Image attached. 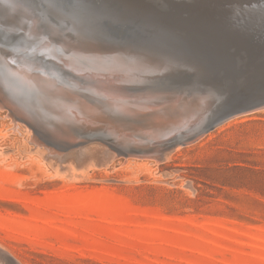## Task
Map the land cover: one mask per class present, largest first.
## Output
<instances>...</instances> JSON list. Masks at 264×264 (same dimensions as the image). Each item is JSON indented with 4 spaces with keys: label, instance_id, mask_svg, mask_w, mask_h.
Returning a JSON list of instances; mask_svg holds the SVG:
<instances>
[{
    "label": "rangeland",
    "instance_id": "rangeland-1",
    "mask_svg": "<svg viewBox=\"0 0 264 264\" xmlns=\"http://www.w3.org/2000/svg\"><path fill=\"white\" fill-rule=\"evenodd\" d=\"M102 1L127 11L120 33L205 43H244L256 11L254 0ZM237 68L227 76L244 89L264 84L262 70ZM10 108L0 102V264H264V108L155 158L98 135L54 141Z\"/></svg>",
    "mask_w": 264,
    "mask_h": 264
},
{
    "label": "bare ground",
    "instance_id": "bare-ground-1",
    "mask_svg": "<svg viewBox=\"0 0 264 264\" xmlns=\"http://www.w3.org/2000/svg\"><path fill=\"white\" fill-rule=\"evenodd\" d=\"M199 1L203 2L204 0ZM206 1L210 0H205V4L199 2L200 6L197 4V7L208 5L209 10L210 6ZM181 3L182 1L177 4ZM218 3L220 6L225 2ZM13 4H10L12 5L10 14L17 15L15 18L20 19L21 26L18 32H23L28 40H40L39 37L43 36L38 35V31L34 26L39 20L33 21L34 17L29 12L24 9L21 10V7L19 8ZM182 5L184 7L183 3ZM206 6L205 9L203 8L204 10H207ZM212 9L210 7V10ZM83 10L88 12V8ZM96 10L99 9L96 7ZM197 11L195 12L198 15ZM191 12L193 11L191 10ZM203 12V15L206 14V12ZM213 13L217 18L218 13ZM211 14L209 11L208 15ZM55 15L59 14L55 13ZM101 16L98 17L99 23L104 17H112L113 22H121L122 20L121 17L111 13L108 14L106 11ZM200 16L201 18H199L204 20V16L207 15ZM207 19L204 21H207ZM1 22L0 29L2 28ZM160 36L162 34L158 33L154 38L149 36L144 37V39L163 41L164 39H161ZM48 39H41L40 41L44 43L42 42L39 45L35 43V49L44 53L53 62H60L63 67H67L66 72L69 76L71 73H76L81 75V78H76L79 80L75 78L65 80L55 70V73L36 72L33 70L32 64L27 63V59L17 56L15 51H2L0 52V102L8 105L9 108L11 107L10 109L18 117L24 119L29 125L34 126L54 141L58 140L59 136H61L59 139H64L63 142H66L65 139L76 140L79 137H88L87 140H89L96 135H111L110 137L114 138L118 145H113L110 142L107 144L113 146L112 149L116 148L115 152L119 151L122 154L127 152L125 155L137 158L161 157L163 150L169 151L173 147L171 143L174 140H180L181 137H186L195 132L211 112V108L206 106V100H203V106L196 103L185 105L184 101L179 99V95L178 97L168 93L165 95L159 90L147 91L145 94L139 93L140 91H128L131 87L137 88L135 86L149 83L147 81V79L150 80L147 77V74H150L149 63L140 61L144 57H129V54L123 55L112 49L97 48L96 46H90L89 48L68 47L57 44L51 38ZM185 66L182 65L181 68ZM153 67L156 68L151 71L152 74L162 75L165 73L163 77H156V79L169 80L176 77L172 70H177L178 67L172 69L160 63L158 65L154 63ZM190 69L192 70V68ZM195 77H199V75L196 73ZM171 96L174 98L169 99L168 97ZM213 97L210 101L212 107L222 99L221 96ZM33 117H36L38 121L36 122ZM139 120L144 121V123ZM172 135H176L175 138L169 139ZM81 142L83 143V140Z\"/></svg>",
    "mask_w": 264,
    "mask_h": 264
},
{
    "label": "water",
    "instance_id": "water-1",
    "mask_svg": "<svg viewBox=\"0 0 264 264\" xmlns=\"http://www.w3.org/2000/svg\"><path fill=\"white\" fill-rule=\"evenodd\" d=\"M0 1V21H2L0 52L15 51L17 56L27 59V63L32 64V68L36 72L55 73L58 71L60 77L65 80L81 78V75L76 73H71L69 76L66 72L67 67H63L60 62H53L44 53L35 49V43L39 45L43 42L40 41L41 39L49 40L48 38H51L57 44L68 47L89 48L96 46L97 48L112 49L123 55L129 54V57H144L140 61L149 63L150 74H147V77L150 80L146 78L149 83L135 86L137 88L131 87L128 91H140L139 93L145 94L147 91L159 90L165 95L167 93L177 97L179 95V99L184 101L185 105L196 103L203 106L202 102L206 100V106L211 108L208 118L195 132L181 137L180 140H174L171 146L188 145L229 119L264 107V84L244 89L242 83L240 84L239 81H234L227 76L230 71L238 69L237 67L242 64L255 66L257 70L260 69L264 72V57H260L264 47V0H254L256 11L248 33L249 37L244 43L237 44L205 43L181 39L166 29L161 31L162 36L160 37L164 39L163 41H152L144 39V37H136L131 33H120L115 30L118 22H111L112 17H104L99 23V16L105 14L106 11L108 14L122 17L123 14H127V11L122 6H115L114 8L120 10L118 13H113V9L109 8L108 4L102 0L97 5L102 7L99 10H96L93 5V2L97 0H86L88 3L86 1L73 3V0H70V4L63 0ZM9 3H14L15 6L21 7V10L29 12L34 17L33 21L39 20L34 26L38 35L43 36L39 37L40 40H28L23 32H18L21 26L20 19L15 18L17 15L10 14L12 5ZM85 8H88V12L83 10ZM55 13L59 15H55ZM154 63L157 65L160 63L172 69L178 67L177 70H172L177 71L175 72L176 77L169 80L156 79V77H163L165 73L162 75L152 74L151 71L156 68L153 67ZM182 65L186 66L181 68ZM196 73L199 77H195ZM184 94L188 97H185ZM213 96L222 98L214 107L210 102L214 98ZM171 97L168 98H174ZM36 117L33 118L37 122ZM98 136L106 142L118 145L117 141L110 137L111 135ZM175 136L172 135L169 139L175 138ZM84 144L89 143H79L76 147L84 146Z\"/></svg>",
    "mask_w": 264,
    "mask_h": 264
}]
</instances>
